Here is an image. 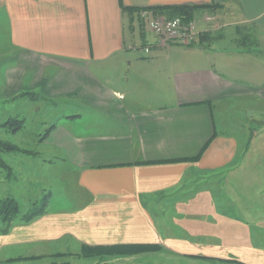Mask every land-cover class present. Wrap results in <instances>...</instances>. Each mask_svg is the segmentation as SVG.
Wrapping results in <instances>:
<instances>
[{"label": "crops", "instance_id": "1", "mask_svg": "<svg viewBox=\"0 0 264 264\" xmlns=\"http://www.w3.org/2000/svg\"><path fill=\"white\" fill-rule=\"evenodd\" d=\"M179 6L195 7L189 20L195 32L186 44L162 42L154 31L145 35V17L173 18L153 9ZM130 8L138 11L124 10ZM232 25L235 47L201 45L222 37ZM181 46L182 52L196 49L203 54L196 55V61L171 60L170 54H179ZM260 57L264 0H0V101L23 92L38 95L34 101L45 96L83 100L94 111L96 124L67 147H81L88 161L98 158L76 171L81 206L20 221L0 238V252L51 241L75 242L80 251L115 245H156L163 250L157 229L172 227L165 223L167 213L180 212L187 219L188 210L187 220H194L200 211L195 199L202 197L194 191L234 162L232 141L218 139L214 109L231 96L261 91L260 86H243L264 84V66H257ZM110 70L119 71L122 84L107 89L100 78ZM234 76L247 80H231ZM113 119L108 127L106 121L111 124ZM209 140L197 160L170 161L196 156ZM107 148L112 150L106 161L91 151L104 153ZM186 196L193 197L188 205ZM200 248L189 258L224 260L218 254L208 256L209 246ZM168 252L179 254L170 248ZM41 259L32 254L3 257L0 264L58 263Z\"/></svg>", "mask_w": 264, "mask_h": 264}, {"label": "rangeland", "instance_id": "2", "mask_svg": "<svg viewBox=\"0 0 264 264\" xmlns=\"http://www.w3.org/2000/svg\"><path fill=\"white\" fill-rule=\"evenodd\" d=\"M137 20L135 16V25ZM150 20V16L142 20L146 36L152 32L149 28ZM235 31V25L227 26L222 37L213 36L212 40L204 41L201 45L235 47L232 40ZM139 32L136 29L134 40L137 46L140 45ZM127 37L131 39V32L128 29ZM3 40L4 47L5 31ZM196 43L198 46V42ZM180 49L179 54H170L171 60L196 61L198 59L196 55L200 57L203 54L196 49L182 52L185 51L184 46ZM257 66L261 70L264 66V57L259 58ZM104 77L106 79L100 80L107 89L114 88L117 83L122 84L119 71L110 70ZM231 80L240 82L247 78L234 76ZM243 84L252 88L260 86L262 92L231 96L217 103L214 109L218 139L232 141L234 162L218 171V175L194 191L197 194L201 193L202 196L195 199L196 211L199 209L200 211L196 213L197 217L194 220H187L191 215L188 210L184 213L187 219L181 217L183 213L180 212L167 213L165 223L171 224L172 227L157 229L162 242L160 245L162 248L165 247L163 250L130 257L93 255L90 258L84 256L77 258L75 255L81 252L77 243L62 245L51 241L6 248L0 252V258L32 254L42 256L41 263L67 261L70 264H264V84ZM21 95L14 100L0 101V124L10 118L24 121L23 127L16 132H12L9 127H0V141L26 151V153L0 152V202L12 198L18 208L17 216L10 228L22 221V215L31 209L40 208L43 204L46 212L43 215L56 209L81 206L83 194L79 191L76 171L84 164L95 163L98 159L88 161L82 157L81 147H67V143L71 144L72 139L81 137L85 129L96 124L92 119L94 111L83 100L67 96L51 99L45 96L34 101ZM110 122L111 124L106 121L108 127L114 125V119ZM86 124L88 126H85ZM110 150L112 149L107 148L103 153L101 149H91L97 154L96 157H101V161L111 159ZM190 198L193 197H185L187 205ZM175 216L179 219L176 220ZM177 226L178 228H175ZM182 231L187 238L182 235ZM2 236L0 234V238ZM186 239L192 241L186 242ZM200 240L211 243H190ZM202 245L210 247L208 256L218 254L224 260L204 261L197 257L189 258L190 255L197 256V253L193 252H199ZM169 248L179 254L168 252ZM185 252L186 256L182 254ZM58 253L62 254L55 255ZM69 254L73 256L69 257ZM107 258L113 259L106 260Z\"/></svg>", "mask_w": 264, "mask_h": 264}, {"label": "trees", "instance_id": "3", "mask_svg": "<svg viewBox=\"0 0 264 264\" xmlns=\"http://www.w3.org/2000/svg\"><path fill=\"white\" fill-rule=\"evenodd\" d=\"M195 8V7H194ZM190 7H169V8H159L155 10L153 9V12L159 13V14H164L167 15L168 17H174L178 16L181 17L184 21L186 20H191L193 16V11ZM125 11L128 12H135L138 11L137 9H124ZM24 98H29L31 100H34L37 98L38 95L32 93V92H24L22 95ZM24 121L19 120L16 118H10L8 121L3 122L0 124V127L7 128L9 127L12 132H16L19 129L23 127ZM211 140L207 141L199 153L192 157V158H184V159H173L170 161H195L197 160L203 151L206 149L208 144L210 143ZM17 152L20 151L21 153H26V151L19 149L13 144L7 143L0 141V152ZM18 213V208H17V203L14 199L12 198H6L5 200H2L0 202V223L2 227L0 228V234L4 235L8 233L10 230L11 224L16 218ZM45 213V204H43L40 208L38 209H31L29 212L25 213L22 215V221L24 222H29L33 220L34 218L43 215ZM161 247L156 246V245H115V246H109V247H96V248H88L84 247L81 249V252L77 254L79 257L84 256L86 258L91 257L93 255H100L102 257H128V256H133L137 254H142V253H153V252H158L160 251ZM54 264H68L67 262L63 263H54Z\"/></svg>", "mask_w": 264, "mask_h": 264}, {"label": "built area", "instance_id": "4", "mask_svg": "<svg viewBox=\"0 0 264 264\" xmlns=\"http://www.w3.org/2000/svg\"><path fill=\"white\" fill-rule=\"evenodd\" d=\"M206 20H210L208 17ZM150 29L157 33L161 41H176L186 44L194 35V22L184 21L182 18H156L151 21ZM148 52V49H145Z\"/></svg>", "mask_w": 264, "mask_h": 264}]
</instances>
